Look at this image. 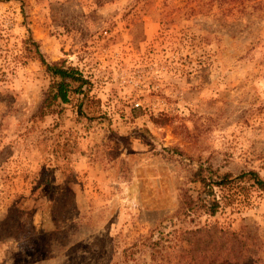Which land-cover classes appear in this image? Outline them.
Listing matches in <instances>:
<instances>
[{
	"label": "rangeland",
	"instance_id": "obj_1",
	"mask_svg": "<svg viewBox=\"0 0 264 264\" xmlns=\"http://www.w3.org/2000/svg\"><path fill=\"white\" fill-rule=\"evenodd\" d=\"M24 1H0V264H150L158 227L205 225L264 264L249 184L248 202L175 216L200 168L264 179V0ZM33 41L91 81L81 112L72 95L41 115Z\"/></svg>",
	"mask_w": 264,
	"mask_h": 264
},
{
	"label": "trees",
	"instance_id": "obj_2",
	"mask_svg": "<svg viewBox=\"0 0 264 264\" xmlns=\"http://www.w3.org/2000/svg\"><path fill=\"white\" fill-rule=\"evenodd\" d=\"M19 1L24 5V0ZM32 44L35 47V56L52 78L49 92L41 106V115L57 113L56 108L60 106V103L71 104L73 102L72 95L79 96L77 108L81 112L90 91L86 88L91 86V81L78 68L67 67L63 61L54 63L47 61L40 51L38 43L33 41ZM28 51L31 52L32 49H28ZM204 172L205 169L200 168L195 173L192 182L198 184L199 187L195 190L196 194L191 193L189 189L184 192L180 209L175 214L176 218L198 213L215 216L222 207L242 202L238 198L240 196H243L244 201L248 202L250 201L249 195L242 192L244 184H249L251 189L257 190L258 195L264 194V179L255 170L245 171L237 176L230 174L213 176L206 175ZM216 189L221 192L235 189L238 193L220 197ZM234 237L236 234L229 229L221 228L218 225H205L189 232L185 231L183 234L180 233L171 240L170 236L166 235L163 226H160L146 239L147 246L151 250L150 264H249L250 259L237 252L236 242L238 239ZM245 260L246 263H244Z\"/></svg>",
	"mask_w": 264,
	"mask_h": 264
}]
</instances>
